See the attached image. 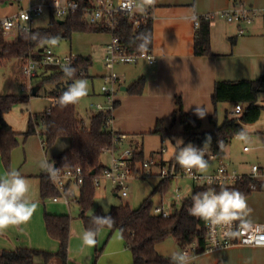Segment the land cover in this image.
I'll return each instance as SVG.
<instances>
[{
	"label": "trees",
	"instance_id": "1",
	"mask_svg": "<svg viewBox=\"0 0 264 264\" xmlns=\"http://www.w3.org/2000/svg\"><path fill=\"white\" fill-rule=\"evenodd\" d=\"M16 0H0L1 3H12ZM82 6L91 4V0H78ZM59 19V18H58ZM52 17L49 25L45 28H33L29 32L18 35V39L13 42L5 40V31L0 24V63L13 59L25 60L30 54L41 51L47 44L41 41L48 37H59V39L71 38L74 32L78 31H104L110 33L106 28L89 25L81 11L71 12L59 22ZM141 33L150 36V43L146 49L151 50L153 45V21L149 20L141 27L134 29L125 18L120 19V23L115 29V34L119 37L127 52L139 53L143 49L139 47L141 41L137 39ZM33 35L37 39L33 40ZM195 52L197 55H209L210 51V30L209 21L200 18L197 34L195 36ZM91 65V57L77 55L72 63L76 68L75 76L71 79L66 77L61 69L47 67L41 75L42 80L39 86L44 83H54L55 88L49 91V96L53 99V106L50 112L44 114V124L39 134L44 142L45 150H48L61 136L70 138V144L61 153L55 155L54 162L57 169H67L82 167L84 182L81 185L78 204L81 209L80 217L87 229H95L97 232L102 227L119 229L126 246L133 254V264H170L169 258H165L157 250V245L168 236L173 235L183 248L196 244L198 252L205 251L207 243V232L205 221L189 214L192 205V196L198 192L209 190V186L200 185L195 188L194 194L185 198L182 207L164 217L152 212L151 197L146 198L138 208H131L128 204H120L112 207L109 213L95 211L88 214L87 210L93 203L95 193L94 177L100 174L105 167L102 156L105 150L112 147L118 131H113L107 124L113 111H98L90 116L87 125L80 116L77 103L61 108L56 104V100L67 87L79 77H84ZM145 77L141 76L130 86L129 91L134 94H141L145 87ZM264 88V76L256 80H218L215 83L212 100L214 104L229 101L242 102L245 105L241 114L227 112L224 121L218 124L217 114L211 116L210 121L214 124L209 131H200L202 118L196 113H188L183 110L182 97L177 96V108L173 112L174 121L179 120L183 131L184 143H192L196 147H203L205 141L210 138V148L208 152L215 151L228 144L239 132H246L245 124L256 122L264 109L261 103V93ZM32 95V93H30ZM30 94L17 95L15 93L0 94V155L5 167L11 169L12 151L20 141L19 133L5 120L4 115L12 108L29 100ZM118 101L114 103V109L118 106ZM152 133L164 137H172L176 134L172 127L164 125L162 119H158ZM38 133L32 117L29 119V127L23 133L27 138L31 134ZM144 159L143 150L135 151V161ZM145 160V159H144ZM178 164V163H177ZM178 166H180L178 164ZM92 171L95 173L92 174ZM40 179V189L43 198L58 194L54 187L49 172L38 175ZM172 179H162L154 188L167 190L166 187ZM259 179L245 178L235 186H225L232 190H237L244 195L250 193L258 186ZM219 188V187H218ZM110 215L114 219L111 226L93 222L94 216ZM44 219L48 234L58 240V252H48L29 247H19L14 250L0 249V264H39L36 262L38 255H43V264H69V242L71 235V217L68 214H51L45 212Z\"/></svg>",
	"mask_w": 264,
	"mask_h": 264
},
{
	"label": "crops",
	"instance_id": "2",
	"mask_svg": "<svg viewBox=\"0 0 264 264\" xmlns=\"http://www.w3.org/2000/svg\"><path fill=\"white\" fill-rule=\"evenodd\" d=\"M155 2L151 49L155 62L150 63L143 59L138 61L130 72L124 71L126 80L132 83L141 76L145 77V87L141 94H125L116 98L119 103L113 110V128L126 135V140L131 139L130 143L137 145H140L137 138L139 132L154 128L159 118H167L170 113L173 114L177 108L178 95L182 97L185 112L197 114L198 109L202 119L209 118L210 120L211 116L217 114L219 105V103L214 104L212 100L216 81L256 80L264 76L263 15H259L249 24L228 22L224 17L216 16L209 22L211 54L197 55L195 52V36L198 30L196 18L198 16L219 12L236 4L264 8V0H155ZM1 4L8 5L9 3ZM241 29H244L242 34ZM17 39L18 36L10 42ZM108 42L105 43L104 49ZM17 63L15 76L12 79L20 81L22 60L18 59ZM123 87L128 88L124 91H129V85H121L120 88ZM8 113L4 115V118L19 133L18 139L21 142L24 132H20L11 124ZM30 116L32 117L31 113ZM213 126L207 130L202 129L201 125L200 131H209ZM245 129L253 147L246 144L244 147L249 146L250 149L245 151L243 147L242 151L248 153L254 149L255 153L248 154L245 157L248 159L240 161L237 166L234 163L229 165L247 174L251 172L252 165L256 162L264 167V114L261 113L256 122L245 124ZM41 144L43 146L42 138ZM69 144L70 138L65 141V148ZM251 159L254 161L252 165L249 163ZM216 167L217 165L211 171ZM258 179L260 180L258 186L244 195L246 208L239 213L244 221L250 223H264V175ZM39 209L41 212L37 214L32 223L15 226L18 234L28 232L32 240L30 231L37 228L42 234L48 235L44 214L45 212L56 213L48 211L45 206L43 211L42 206ZM54 241L55 243L50 245L43 244L42 249L48 252H58L59 242L56 239ZM72 243L73 239L69 242V264H72V256H75ZM19 247L36 249L35 247L38 246L28 241L16 240L14 235H7L5 231L0 234V249L12 248L10 250H14ZM97 248L99 245H96ZM186 248L190 256L192 250L190 246ZM96 249L95 251L98 252ZM191 258H195L191 264H264V246H233L215 251L195 252V256Z\"/></svg>",
	"mask_w": 264,
	"mask_h": 264
},
{
	"label": "rangeland",
	"instance_id": "3",
	"mask_svg": "<svg viewBox=\"0 0 264 264\" xmlns=\"http://www.w3.org/2000/svg\"><path fill=\"white\" fill-rule=\"evenodd\" d=\"M44 1L45 0H16L8 5H2L0 3V18L13 12H17L22 7L26 8L30 3L37 4ZM60 1L66 2L67 0ZM52 17L58 19L51 9L44 8L43 13L34 18L32 28L47 27ZM17 36L18 31L12 29L6 32L4 38L6 41L9 40L8 42H10L15 40ZM111 39L112 35L104 31H78L74 32L71 38L59 39V43L56 46H50L55 53L62 56L74 54L91 57V65L89 66L87 74L84 77H79L87 80L88 93L77 102L78 112L87 125L90 122L91 114L98 112L99 110L96 107L97 104H100L104 109H108L112 106V104L108 101L107 96L102 92V87L104 85H108L105 82V75L114 72L120 77V81L116 83V98L125 94L137 95L130 91H124L120 87L121 85L130 86L132 84V82L126 80L124 71L130 72L138 61L132 63L118 62L114 64L112 69L106 65V49H104V47L105 43ZM140 60H143V58L139 59V61ZM17 62L18 59L15 58L11 61L0 63V94L6 93V91L17 95L30 94L29 90L23 89L21 81L12 79L13 76H15V70L18 65ZM21 79L22 76L20 72V80ZM41 80V77L34 78L32 80L33 86L39 85ZM54 88V83L42 84L37 95L30 94V98L27 102L15 105L8 113V118L12 122L11 124L20 132H25L28 129L31 113L33 123L35 124L38 133L31 134L27 138L21 137L20 144L12 151L10 170L5 167L2 156L0 155V176H6L9 171L17 170L26 179L29 184L27 198L37 203V209L28 222L32 223L37 214L41 212L39 209L40 206H42V211L45 206V209L52 213L70 215V241L73 239L72 248L73 254L75 255L72 256V264H132L133 254L125 246L124 238L119 229L113 230L108 227H102L97 232L98 235L96 237V244L92 247L85 246L80 239V236L86 228L80 217L81 209L77 201H75L73 197H70L68 203L63 196L59 201H54L53 198L55 195L45 198L41 195L40 179L38 175L43 172H48L41 167L42 162L45 160L54 161L55 155L60 153L65 148V141H67V139L69 140L68 137L61 136L48 150H45L41 144L39 131L43 127V114L53 106V99L49 96V91ZM234 109V102H219V105L217 106L218 124H221L224 121L227 112L233 114ZM262 113L264 114V109ZM159 119H162L164 125L172 127L176 133L173 134V137H164L163 139L161 135L152 133L151 129H148L145 132H139L137 138L139 139L140 145L132 144L130 143L131 139L126 140V138L119 141L114 146L113 150L106 151L103 154L102 159L104 164H110L113 156H119L126 149H133L136 152L143 150L145 160H148L151 157H163L164 161H176L175 149L167 141L170 140L172 144L175 145L176 139L182 138L185 142L184 137L181 134L183 127L179 120L174 121L171 113L167 118L161 117ZM137 122H141V120H137ZM212 126L213 123L209 120V118H206L205 120L202 119V129L208 130ZM246 136V140L239 139L237 135L234 136L226 147L217 148L215 149V152L219 155L220 159H223L228 164L234 163L237 166L240 161L248 159L245 158L248 154L253 155L255 153L254 149L248 153H244L242 151L244 145L246 144L253 147L252 142L249 140V135ZM188 143L184 144L186 145ZM163 147L165 148V151L161 155L160 152ZM144 159H137V161H144ZM206 159L208 160V158ZM249 161L251 165L254 163L252 159ZM216 165H218L217 159L209 160L208 168L204 172H210ZM152 169L154 174L143 176L136 175L128 181L127 196H122L116 185L110 180L101 179V184L95 187L93 203L87 210L88 214H93L97 210L102 211L103 213H109L113 206L120 204H128L131 208H138L148 197H151L153 202L152 208L155 206H163L168 212L173 213L182 207V203L185 198L194 194L197 186L202 185L199 181L192 178L180 176L177 179H172L169 184L164 187L167 190L158 189L154 192L153 190L155 186L162 181V178L158 175L159 167L153 166ZM176 188H179V192L181 194V197L179 198L176 197ZM70 189L74 192L76 197L80 196V186L72 184ZM60 192L63 193L64 191L61 190ZM173 201H175V203H173ZM30 232L32 240L29 238L30 236L28 232H21V234H18V229L15 226H10L7 230H5L7 235H14L16 240L28 241L30 244L33 243L37 245L38 247H35L37 250H44L42 249L43 244L50 245L55 243L54 238L50 237L49 234V236L44 233L42 234L40 229L37 230L36 228L34 231ZM46 238L48 239L47 241L45 240ZM96 245H99V248L96 249ZM6 247L7 246H5V248ZM10 249L12 248H8L7 250ZM95 249L98 252H96ZM157 250L165 258H170L174 252L184 251L173 235L168 236L164 241L159 243L157 245ZM193 256H195V252L191 251L190 258ZM194 259L195 258H191V261ZM36 262L43 264L45 262L43 255H38L36 257Z\"/></svg>",
	"mask_w": 264,
	"mask_h": 264
},
{
	"label": "built area",
	"instance_id": "4",
	"mask_svg": "<svg viewBox=\"0 0 264 264\" xmlns=\"http://www.w3.org/2000/svg\"><path fill=\"white\" fill-rule=\"evenodd\" d=\"M156 2L152 5H147L144 0H91L88 6H82L78 0H67L61 2L60 0L44 1L37 4H29L26 8L22 7L19 11L0 18V24L5 32L15 29L19 34L29 32L32 28L34 18L43 13L44 8H49L59 18L63 19L71 12L81 11L85 21L91 26L106 28L110 31L112 39L106 46L105 62L106 65L112 69L115 63L137 62L143 58L150 63L155 62V56L149 49H143L139 53H129L120 42L119 37L115 34V29L120 23L121 18H125L127 22L137 29L141 25L153 20V10ZM259 15L264 16V8H258L245 4H236L231 8L219 12L206 13L196 18V26H199L200 18L211 21L216 16L224 17L228 22L249 24ZM244 33V29L240 30ZM77 55H60L55 53L49 45L45 46L41 51L30 54L21 65V84L23 89H27L32 93V80L41 77L47 67L61 69V65L70 64L74 62ZM120 81V77L114 72L105 75V82L108 85L102 87V92L107 96L108 101L112 106L104 109L100 104L96 107L98 111L114 110V103L116 101L117 89L116 83ZM261 103L264 105V88L261 93ZM245 105L242 102L235 104L233 114L243 113ZM47 112H50L47 110ZM43 116V124H44ZM113 117L107 121L108 126L116 131L113 126ZM126 135L117 134L112 147L105 150H113L114 146L121 140L125 139ZM44 144V142L42 141ZM249 146H245L244 150H249ZM165 148L161 150V155ZM135 150L126 149L119 156H113L110 164H106L100 174L95 175L94 184L99 186L101 179L110 180L114 183L122 196L128 195V181L136 175H152L154 171L153 166L159 167L158 175L162 179H177L178 177H189L199 181L202 185L209 186V189H215L219 192L221 187L235 186L242 182L245 178L258 179L264 175V167L256 163L252 165L250 173H242L237 169L230 167V165L215 152H207L206 158L209 160H218L217 167L208 173H201L195 169L192 172H186L181 166H178L177 161H164L163 157H151L144 161H135ZM50 173V172H49ZM210 177L214 182L208 184L205 178ZM51 181L54 187L58 190L53 198L54 201H59L63 196L66 202L69 203V198L73 197L78 202V197L71 191L72 184L81 187L84 182L82 175V167L57 169L50 173ZM219 187V188H218ZM64 192L61 193L60 191ZM176 197H181L179 188H176ZM154 214H159L164 217L170 216L163 206H155L152 208ZM205 228L207 232V243L205 251H215L223 248L233 246H264V223H250L244 221L239 214L230 223L225 225H212L205 221ZM194 252H198L196 244L190 246ZM184 252H189L184 248Z\"/></svg>",
	"mask_w": 264,
	"mask_h": 264
},
{
	"label": "clouds",
	"instance_id": "5",
	"mask_svg": "<svg viewBox=\"0 0 264 264\" xmlns=\"http://www.w3.org/2000/svg\"><path fill=\"white\" fill-rule=\"evenodd\" d=\"M147 5H152L154 0H144ZM33 40L37 39L33 35ZM141 41L139 47L146 49L150 43V36L147 33H141L137 37ZM42 44L56 46L59 43V37H48L41 41ZM61 70L69 79L73 78L76 68L70 64L61 65ZM88 93V82L86 79L78 78L71 83L65 91H63L56 104L61 107L76 104L81 98ZM197 114L202 117L197 109ZM241 140H246V133L241 131L237 134ZM175 149V159L177 163L186 171L192 172L193 169L203 173L208 168L207 152L210 148L211 139L208 138L203 147H196L191 143L184 144L182 138H177L175 145L169 140L167 141ZM54 161L45 160L41 167L48 172H54ZM210 185L214 181L205 178ZM29 184L26 179L17 170H11L6 176H0V234L7 230L10 226H18L27 223L34 215L37 209V203L28 199ZM246 208V201L242 193L237 190H230L221 187L219 192L215 189H209L198 192L192 196V205L189 214L200 218L212 225H225L234 220L240 211ZM93 222L111 226L114 219L110 215L94 216ZM97 231L95 229L85 230L80 239L83 244L92 247L96 244ZM170 264H191V258L187 252H174L170 258Z\"/></svg>",
	"mask_w": 264,
	"mask_h": 264
},
{
	"label": "water",
	"instance_id": "6",
	"mask_svg": "<svg viewBox=\"0 0 264 264\" xmlns=\"http://www.w3.org/2000/svg\"><path fill=\"white\" fill-rule=\"evenodd\" d=\"M59 22H63L64 20L63 19H58ZM40 86L39 85H36L33 87V90H32V95H36L38 90H39ZM122 90H127L128 88L127 87H123L121 88ZM54 167L57 168V164H54ZM95 172L92 171V174H94Z\"/></svg>",
	"mask_w": 264,
	"mask_h": 264
}]
</instances>
